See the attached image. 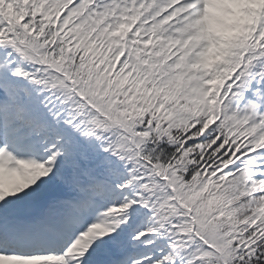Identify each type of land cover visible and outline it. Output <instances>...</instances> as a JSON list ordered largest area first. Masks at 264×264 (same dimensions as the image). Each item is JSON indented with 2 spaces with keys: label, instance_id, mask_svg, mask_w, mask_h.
I'll return each instance as SVG.
<instances>
[{
  "label": "snow or ice",
  "instance_id": "obj_1",
  "mask_svg": "<svg viewBox=\"0 0 264 264\" xmlns=\"http://www.w3.org/2000/svg\"><path fill=\"white\" fill-rule=\"evenodd\" d=\"M0 264H264V0H0Z\"/></svg>",
  "mask_w": 264,
  "mask_h": 264
}]
</instances>
